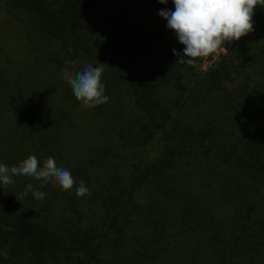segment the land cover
<instances>
[{"label":"trees","instance_id":"1","mask_svg":"<svg viewBox=\"0 0 264 264\" xmlns=\"http://www.w3.org/2000/svg\"><path fill=\"white\" fill-rule=\"evenodd\" d=\"M164 9L0 0V163L76 181L0 184V264H264V5L206 69L177 63ZM101 63L108 101L85 107L64 70Z\"/></svg>","mask_w":264,"mask_h":264},{"label":"clouds","instance_id":"2","mask_svg":"<svg viewBox=\"0 0 264 264\" xmlns=\"http://www.w3.org/2000/svg\"><path fill=\"white\" fill-rule=\"evenodd\" d=\"M159 2L167 4L168 0ZM173 3L175 11L164 9L159 15L167 20V27L174 30L179 43L185 46L183 53L173 49L174 55L179 57L177 63L193 65L197 59L207 58L222 50L226 42L238 41L254 31V10L258 5H264V0H173ZM103 64H87L81 71L64 70V79L85 107H96L108 101L102 83ZM20 175L45 183L54 180L65 191L76 184L70 170L58 167L52 157H48L43 166L34 154L11 167L0 163V184L3 186L13 184V177ZM29 191L37 200L46 197L44 192L33 191L32 184L26 186L25 195ZM86 194L90 195V190L84 181H80L76 195ZM4 255L6 257L7 254Z\"/></svg>","mask_w":264,"mask_h":264},{"label":"rangeland","instance_id":"3","mask_svg":"<svg viewBox=\"0 0 264 264\" xmlns=\"http://www.w3.org/2000/svg\"><path fill=\"white\" fill-rule=\"evenodd\" d=\"M224 51V48L218 51L216 54H213L207 58H203L199 64L201 69H206L210 66V64L217 59V57ZM159 141L158 139H153L150 144L148 145V149L152 152L158 149Z\"/></svg>","mask_w":264,"mask_h":264}]
</instances>
